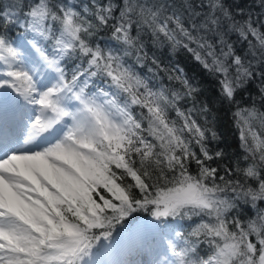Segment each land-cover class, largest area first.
Wrapping results in <instances>:
<instances>
[{"label": "snow or ice", "instance_id": "snow-or-ice-1", "mask_svg": "<svg viewBox=\"0 0 264 264\" xmlns=\"http://www.w3.org/2000/svg\"><path fill=\"white\" fill-rule=\"evenodd\" d=\"M259 9L0 0V264H264ZM149 42L217 81L241 155L219 147L201 88Z\"/></svg>", "mask_w": 264, "mask_h": 264}, {"label": "trees", "instance_id": "trees-1", "mask_svg": "<svg viewBox=\"0 0 264 264\" xmlns=\"http://www.w3.org/2000/svg\"><path fill=\"white\" fill-rule=\"evenodd\" d=\"M5 3H8L9 0H4ZM71 3L77 4L82 7L84 4L88 3V0H70ZM226 5L230 6L232 9H235L237 6L244 9V15L247 16L249 13L255 18L258 17L260 9H259V0H225ZM241 18L240 16L237 17ZM19 35V33H17ZM100 40L107 39L106 34H102L98 37ZM233 42H236L237 37L235 35L232 36ZM236 48L239 53H243L246 48V42L236 43ZM149 53L155 52L157 57L165 64L168 63L169 60L172 61L173 64L179 63L181 67L185 69L188 77L191 78L194 82L198 84L201 88V92L199 95V99L205 101L209 104L212 109L210 118L212 116L215 117V123L217 131L221 136V142L219 147H222L229 153V155H241V151L239 148V140L238 133L235 127L233 126L231 111L229 110V106L227 104H222L219 97V85L215 79L209 76L203 69L199 67V65L190 58V56L184 52H180L178 54H171L167 48H152L149 42ZM163 78V82L167 83V77L161 73ZM247 93H251V96ZM256 95V86L251 85L245 91H238L236 95V101L239 102L241 107L251 104L252 97ZM257 102L258 97H257ZM234 109V106H233ZM253 214L252 211L248 212V215ZM145 219L144 214H137L136 220ZM178 224L182 225L185 229H188L191 221H179ZM121 233H116V235H120ZM151 241V238H148ZM147 239V240H148Z\"/></svg>", "mask_w": 264, "mask_h": 264}, {"label": "rangeland", "instance_id": "rangeland-1", "mask_svg": "<svg viewBox=\"0 0 264 264\" xmlns=\"http://www.w3.org/2000/svg\"><path fill=\"white\" fill-rule=\"evenodd\" d=\"M142 222H143V220L140 219V220L136 221L135 223H142ZM120 235L123 236L124 234L122 233V234H120ZM125 243H127V244L130 245V246H138L141 242L138 241V240H137L136 238H134V237H127V238L125 239ZM143 243H144V245H145V250H144L145 252H143L142 255H137L136 258H137V259H144V260H147V259H149V256H148V254H147L146 248H147V245L151 243V241L148 239V240L143 241Z\"/></svg>", "mask_w": 264, "mask_h": 264}]
</instances>
